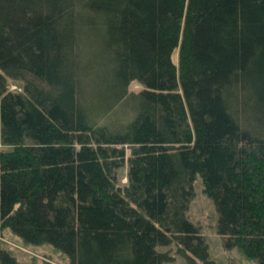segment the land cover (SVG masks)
Here are the masks:
<instances>
[{"label":"trees","instance_id":"obj_1","mask_svg":"<svg viewBox=\"0 0 264 264\" xmlns=\"http://www.w3.org/2000/svg\"><path fill=\"white\" fill-rule=\"evenodd\" d=\"M197 175L225 247L264 264V0H0V233L68 264L171 243L213 264Z\"/></svg>","mask_w":264,"mask_h":264},{"label":"rangeland","instance_id":"obj_2","mask_svg":"<svg viewBox=\"0 0 264 264\" xmlns=\"http://www.w3.org/2000/svg\"><path fill=\"white\" fill-rule=\"evenodd\" d=\"M177 53V52H176ZM176 53L173 59H176ZM9 91H21L23 82L16 78L5 76ZM132 91H139L141 86L133 82ZM128 152V151H127ZM127 162L118 172L117 183L125 185L127 181ZM193 195L186 210V218L196 227L208 246V252L213 264H257L254 258L247 257L236 248H227L224 241L216 231L217 212L212 200L204 193L201 178L197 175L192 183ZM0 247L11 255L17 264H68V256L59 248L50 243L32 244L25 242L10 228H4L0 233ZM173 258L166 264H185L184 259L176 254V245L171 243L167 247H158Z\"/></svg>","mask_w":264,"mask_h":264}]
</instances>
